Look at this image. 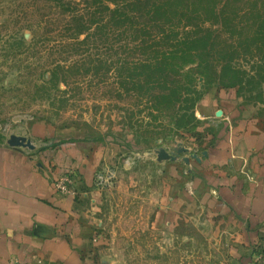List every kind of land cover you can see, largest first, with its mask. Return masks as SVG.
Instances as JSON below:
<instances>
[{"label":"rangeland","instance_id":"obj_1","mask_svg":"<svg viewBox=\"0 0 264 264\" xmlns=\"http://www.w3.org/2000/svg\"><path fill=\"white\" fill-rule=\"evenodd\" d=\"M62 1L0 0V146L57 141L79 164L95 264H222L228 239L184 189L228 144L202 99L264 130V0Z\"/></svg>","mask_w":264,"mask_h":264},{"label":"crops","instance_id":"obj_2","mask_svg":"<svg viewBox=\"0 0 264 264\" xmlns=\"http://www.w3.org/2000/svg\"><path fill=\"white\" fill-rule=\"evenodd\" d=\"M219 100L205 97L197 113L225 124L228 144L224 148L219 142L205 153L200 166L206 167L185 185L182 207L198 203L209 221L221 226L228 239L222 264H253L256 248L264 249V130L256 118L234 120L223 112L219 121ZM238 121L242 134L237 139L233 133ZM52 142L54 151L36 153L0 146V264H95L89 251L93 234L79 201L88 195L82 171L77 162L64 163L59 142ZM66 174L75 175L81 186L74 183L70 191L60 192L56 184ZM168 188L170 200L173 189ZM170 202L164 205L171 211Z\"/></svg>","mask_w":264,"mask_h":264},{"label":"built area","instance_id":"obj_3","mask_svg":"<svg viewBox=\"0 0 264 264\" xmlns=\"http://www.w3.org/2000/svg\"><path fill=\"white\" fill-rule=\"evenodd\" d=\"M71 175H65L62 179L57 182L56 186L57 189L60 192H65L66 188L70 186L73 183V178L70 177ZM101 179V178H100ZM8 264H23L20 262H10ZM253 264H264V249L262 248H256L254 252V257H253Z\"/></svg>","mask_w":264,"mask_h":264},{"label":"trees","instance_id":"obj_4","mask_svg":"<svg viewBox=\"0 0 264 264\" xmlns=\"http://www.w3.org/2000/svg\"><path fill=\"white\" fill-rule=\"evenodd\" d=\"M61 1V4H64L65 5V3L62 1V0H60ZM69 6H72V4L70 3L69 4ZM68 9V8H67ZM69 11V10H68ZM72 16H73V18H72V20H74V21H76V22H79V23H83V24H89V25H91V22L89 21V20H85V17H86V15H90L91 17H92V14L89 12V11H87L85 14H84V17H82V15L80 16V15H76L75 13H77L76 12V9H75V13L73 14V10H70V12H69Z\"/></svg>","mask_w":264,"mask_h":264},{"label":"water","instance_id":"obj_5","mask_svg":"<svg viewBox=\"0 0 264 264\" xmlns=\"http://www.w3.org/2000/svg\"><path fill=\"white\" fill-rule=\"evenodd\" d=\"M158 159H159L160 161H162V160H168V159H169V156H168V154H167L164 150H162V151H160V153H159V157H158Z\"/></svg>","mask_w":264,"mask_h":264}]
</instances>
